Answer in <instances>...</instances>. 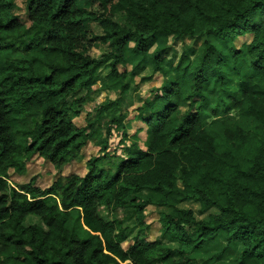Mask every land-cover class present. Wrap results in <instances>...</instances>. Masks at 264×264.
<instances>
[{"label": "trees", "instance_id": "trees-1", "mask_svg": "<svg viewBox=\"0 0 264 264\" xmlns=\"http://www.w3.org/2000/svg\"><path fill=\"white\" fill-rule=\"evenodd\" d=\"M168 37L202 43L173 64ZM145 70L161 82L135 110L141 150L122 104ZM89 141L84 176L10 184L34 155L60 175ZM0 264H264V0H0Z\"/></svg>", "mask_w": 264, "mask_h": 264}, {"label": "rangeland", "instance_id": "rangeland-1", "mask_svg": "<svg viewBox=\"0 0 264 264\" xmlns=\"http://www.w3.org/2000/svg\"><path fill=\"white\" fill-rule=\"evenodd\" d=\"M17 11L16 15H18L21 20H25V12L22 9V6L20 4H17ZM94 33L100 34V30L97 26H93ZM248 39V37H246ZM244 39V38H242ZM240 39L235 45L237 48H239L241 45H243V41ZM162 44L168 47L166 52V59H172L175 64V62L178 61L183 46H191L195 49H199L202 43V39H195L190 40L188 38H182V39H176V38H165L161 40ZM106 52V47L100 46L98 48H91L88 51V55L92 58L98 59L100 58L104 53ZM135 59L133 61H128L127 64L118 66L119 72H126V74H129L131 70V65L134 63ZM102 67L100 74L103 75V77L108 73V69H103ZM150 72L145 70L142 73H139L135 75V77H131L130 75V81L131 86L130 90H128V98L125 99L123 105L124 110H126L127 116H125L124 124L126 125L129 123V131L128 136L133 138L132 136H136L137 144L140 147L141 150L144 149V144L147 140V130L144 127V125L137 121L135 116L136 112L135 110L139 108L143 101L150 97L151 89L158 88L161 82V78L157 75H154L150 82H146L144 84H141L140 79H142L145 76H149ZM99 88V85L96 86ZM106 99L114 100L115 95L114 94H106L105 92H102L98 97H95V101L93 103L87 104L85 106L84 111L79 115L78 118L74 120V124L78 128L85 127V118L88 112H91L94 106L98 105L101 102H104ZM120 137L115 136L112 137L109 141V152H113L115 149L117 150V153H119L118 149V143H119ZM100 150L99 145H96L95 142L89 141L81 154L76 157V159L70 160L66 165H64L63 170L60 175L57 174V171L52 167L51 164H49L46 160L40 158L37 155L32 156L25 169V173L22 175H18L12 171L9 173V182L11 185L18 186L23 185L27 183H32V185L36 188L40 189H46L49 187L52 182L57 177H68L70 175H75L82 177L86 174L87 171V165L86 162L91 159L92 157L98 155ZM184 207L191 208L196 213L197 208L194 205H186L184 204ZM100 216L109 219V214L106 210H100ZM158 209H155L154 207L148 206L145 211V219L144 223L148 227L147 232V238L146 241L152 242L154 241L159 235L161 230V225L159 223V217H158ZM218 212L216 209L212 208L210 211L205 213V216L208 215H216ZM204 217V216H203ZM203 217L195 215L196 221L202 220ZM30 220H28L29 224ZM37 220H31L30 223H36ZM124 226L129 227V242L134 237L136 233V225L133 222V220H126L124 222ZM224 244L223 240H219L217 245L222 246ZM202 258V257H200Z\"/></svg>", "mask_w": 264, "mask_h": 264}]
</instances>
